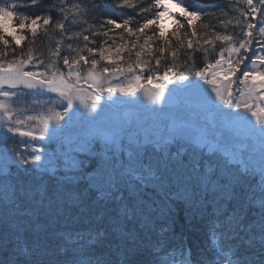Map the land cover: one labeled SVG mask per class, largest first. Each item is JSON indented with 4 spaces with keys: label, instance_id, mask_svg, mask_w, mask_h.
I'll return each instance as SVG.
<instances>
[{
    "label": "snow or ice",
    "instance_id": "1",
    "mask_svg": "<svg viewBox=\"0 0 264 264\" xmlns=\"http://www.w3.org/2000/svg\"><path fill=\"white\" fill-rule=\"evenodd\" d=\"M236 2L248 6L237 9L241 16L261 15L258 29L248 21L237 34L239 18L190 9L184 0H148L147 6L145 0H116L135 15L99 23L88 18L103 6L95 2L53 0L37 15L19 9L41 0L0 2V122L6 128L0 264H264V71L257 67L264 64V0ZM171 4L182 11L172 12ZM165 14L175 20L174 29L162 27ZM254 31L260 54L238 77ZM42 37L48 43L37 47ZM98 37L104 38L99 44ZM196 53L214 54L213 60L198 67ZM237 81L243 87L234 92ZM193 92L211 102L214 116L230 127V139L219 132L209 140L182 127L167 135L133 132L103 115L109 102L120 100L116 93L167 103L175 93ZM37 93L53 95L43 103L26 99ZM73 126L78 131L65 134ZM8 133L40 141L63 135V160L49 158L47 148L27 151L26 140L9 146L14 136ZM78 181L95 191L91 202L76 192ZM149 185L169 208L175 201L214 206L205 250L168 247L171 224L152 216L154 202L143 191ZM65 195L79 209L74 220L83 218L87 227H56L67 211ZM250 212L255 219H248Z\"/></svg>",
    "mask_w": 264,
    "mask_h": 264
},
{
    "label": "trees",
    "instance_id": "2",
    "mask_svg": "<svg viewBox=\"0 0 264 264\" xmlns=\"http://www.w3.org/2000/svg\"><path fill=\"white\" fill-rule=\"evenodd\" d=\"M0 2H12V0H0ZM22 4H27L28 0H19ZM84 3L90 4L92 2L102 4L103 6L98 12H92L89 15V20L91 23H99L104 18H111L116 19L118 22H122V19L127 18L128 16L135 15V12L130 9L126 8H119L116 6V0H83ZM148 0H145V6H147ZM53 3V0H41V3L37 6L33 7H22L19 9L20 12L30 14V15H37L41 14L43 9L47 8L49 4ZM185 6L189 7L190 9L195 10H201L205 12H216L217 16L219 17V10H223L228 12L229 17L239 18L241 20V25L237 26L235 28V32L238 34L240 31V27H243L246 25L248 21L253 22L257 25V29L260 26V20L261 15L257 14L256 17H243L241 16V12L239 10H247V5H244L242 2L237 3L236 0H184ZM253 3L256 5H259V0H253ZM208 5H214L213 8L207 7ZM239 9V10H237ZM182 11V8L180 9H174L173 12L179 13ZM261 12H264V7L261 8ZM55 18V13H53ZM95 16L96 19H92L91 17ZM225 18V17H220ZM137 20H141V17L137 16ZM260 19V20H259ZM163 20V19H162ZM161 20V25L165 30H172L176 26L175 20L171 17V20L169 22H164ZM210 18L208 16H205L203 18L204 23H208ZM183 22V21H182ZM211 22L213 24L218 25V20L215 18L211 19ZM199 23V22H197ZM135 24H133V27ZM86 27V26H85ZM187 28V25L185 26ZM217 30H220L219 25L217 26ZM121 31L120 29H117L116 32ZM229 31H233L232 27H229ZM86 35L89 33H85ZM170 36V31H169ZM254 41L252 48L246 53V55L249 57V59L245 60V64L242 66V69L248 64L251 65V60L254 57L256 51H257V45L256 42L259 40L258 33L254 31ZM44 41V44L41 45L40 41L38 40L37 47H46L48 43V38L42 37L41 38ZM104 39L103 37L96 38L97 44L100 43V41ZM109 43H111V40H109ZM92 46V45H89ZM26 48V46H25ZM63 54V53H62ZM213 55L210 54L208 57H203L200 53L195 54V59L198 67H203V62L211 61L213 60ZM111 67L112 65H107ZM261 71H264V65H262ZM149 73L145 72L144 75L147 76ZM50 95L53 94H44V93H37L34 96H36L37 100H41L43 103L44 101L49 100ZM31 95L27 96L26 99L31 103ZM173 104V103H172ZM171 104V105H172ZM169 105V104H168ZM167 105V106H168ZM22 105H17V107H21ZM132 109L134 111L135 106H132ZM132 115V112L130 113ZM134 120H131L128 122L126 120V123L128 122L129 127L128 130H132L131 126L134 124V122L131 124L132 121H137L136 125L137 129L132 130L133 132L138 131V128L140 127L142 121V118H135ZM135 125V126H136ZM164 127V126H163ZM133 128V127H132ZM72 130V132H70ZM172 129H170L171 131ZM74 131V132H73ZM78 131L77 126H73L69 129H65V133H75ZM142 131V130H140ZM6 132V128L3 129V127L0 125V145L4 142V133ZM168 133V131H166ZM165 132V133H166ZM164 133V134H165ZM166 133V135H167ZM163 134V135H164ZM8 136L12 137L14 136V139H10L7 141L8 145L11 146L13 144H19L20 141L26 140L29 141V148L27 151H31V147H36L41 150H44L47 148V155L49 158H55L58 161L63 160V156H61V153H63L65 150V147H62V142H57L58 137L54 136L51 140L45 138V140L40 141L27 139L25 137H19L17 134L8 133ZM20 150L24 151L23 145H20ZM176 149L173 148V151ZM53 153V154H52ZM52 156H50V155ZM187 159V157H185ZM175 167V165H172ZM88 171H91L89 169ZM167 174V173H165ZM69 175H73V173H69ZM47 179V177H45ZM49 183L52 185L53 188L56 187L55 178L53 180H49ZM75 190L78 192L82 198L85 200V202H91V200L96 195L94 190H88L85 191L86 184L83 181L75 182ZM144 194L147 198H150L154 202L155 211H153L151 214L152 216L157 220L158 223H170L171 224V230L169 233L166 234L168 238V247L172 248L175 247L179 249L181 245L190 248L193 250V253L196 254L201 250H205L206 248V241H207V230H206V222L211 217L214 206L209 204H196V205H189L185 204L182 201H175L169 208L167 205L164 204V201L161 196L153 195L154 189L151 185H149L144 190ZM65 201V208L67 211L61 215L56 223V227L60 228L61 226H66L68 228H83L87 227L84 223L83 218L80 220H74V216L79 212V209L73 208L71 206V203L69 201V198L67 195L64 196ZM255 214L253 212L249 213L248 219L252 220L255 219ZM155 238V237H154ZM178 258V257H177Z\"/></svg>",
    "mask_w": 264,
    "mask_h": 264
},
{
    "label": "rangeland",
    "instance_id": "3",
    "mask_svg": "<svg viewBox=\"0 0 264 264\" xmlns=\"http://www.w3.org/2000/svg\"><path fill=\"white\" fill-rule=\"evenodd\" d=\"M175 8L176 9L179 8L177 4L170 5L171 11H173V9ZM162 19H163L162 21L164 22H169L171 20V16L165 14V16ZM259 54L260 52H259V44H258L255 55H259ZM255 55L252 59H255ZM262 65L264 64H260L259 62L257 63V67L259 69H261ZM242 66L243 65H241V72L237 74L238 77L242 75V71L251 70L252 67V65L249 66L247 64L244 67V69H242ZM28 70H31V66H29ZM195 79L199 81L200 85H204L208 89V93L211 95L212 98H215V93L211 92L210 86L206 85L205 82L201 80L199 77H196ZM154 83H158V82H154ZM171 87L173 86L169 85V88ZM242 87L243 85L240 84L239 81H237V83L233 85V90L235 92L237 89ZM115 96H119L120 100L117 101L116 103L109 102L105 106L103 112V115L106 117L107 122L113 126H123L125 128H130L129 124L126 123V120L130 121L133 117H135L137 119L142 118L143 122L144 121L147 122L145 125H147L150 130L155 131V133L160 135H163L166 131H168L169 133L170 129L176 127H182L190 131L193 136L203 135V136H207L209 140L212 139L213 135L219 132H222L224 136L228 139H230L232 136V131L230 127L225 126L218 118L214 116L215 113L214 106L211 104L210 101H207L205 97L201 95L199 92H193L191 95L186 93H175L169 101L176 104H173L171 106H167L168 104L161 105L160 102H153L143 94H138L139 98L129 97L123 93H116ZM31 100L36 101L37 100L36 96L33 95V98H31ZM101 104H104V101H101ZM216 104L217 105L220 104L219 100H216ZM131 105L135 106L134 111ZM81 111H85V110L81 109ZM231 111L233 113L242 112L245 115H250L246 113L244 109L233 108L231 109ZM131 112L132 115H130ZM25 114H32V113L28 112ZM153 118H155L154 124L152 123V121H150L153 120ZM132 120H134V118ZM133 122L134 124L131 126L132 130L137 129L138 126L136 125L137 121L136 122L132 121L131 124ZM152 124L154 126H152ZM0 125L2 126V122H0ZM70 132H72V130ZM166 133L164 135H166ZM25 138L31 139L29 137H25ZM58 138L59 139L57 142L63 141V135H59Z\"/></svg>",
    "mask_w": 264,
    "mask_h": 264
}]
</instances>
